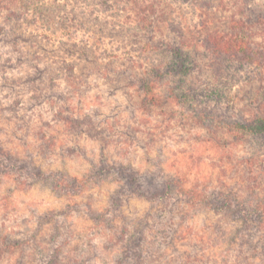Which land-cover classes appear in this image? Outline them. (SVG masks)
Listing matches in <instances>:
<instances>
[{
    "label": "rangeland",
    "instance_id": "374dc122",
    "mask_svg": "<svg viewBox=\"0 0 264 264\" xmlns=\"http://www.w3.org/2000/svg\"><path fill=\"white\" fill-rule=\"evenodd\" d=\"M68 8L84 19L85 37L76 43L84 49L72 54L97 56L100 62L95 68L81 63L77 80L66 82L56 58L70 55L74 29L71 22L60 25L42 16L26 24L16 44L1 42L0 144L46 170L82 177L103 158L162 181L176 174L166 165L177 153L165 152V141L174 135L190 168L200 170L208 161L207 179L187 182L188 187L240 196L248 189L264 192V148L230 129L225 116L232 112L224 103L211 105L219 116L202 117L190 105L166 101L160 86L162 101L154 104L122 73L119 61L124 57L122 62L129 59L142 69L158 57L161 40L176 39L191 48L215 31L264 46V0H76ZM250 91L230 90L234 109L257 111ZM117 186L106 178L88 183L80 194L59 196L42 182L31 185L0 173V264H47L56 252L59 264H118L136 221L154 222L163 205L130 196L125 215L114 216L118 227L96 226L87 216L89 206L106 209ZM182 209L185 218L169 217L170 226H144L143 264H264L255 243L235 235L222 215ZM122 226L128 228L124 238Z\"/></svg>",
    "mask_w": 264,
    "mask_h": 264
},
{
    "label": "trees",
    "instance_id": "16d2710c",
    "mask_svg": "<svg viewBox=\"0 0 264 264\" xmlns=\"http://www.w3.org/2000/svg\"><path fill=\"white\" fill-rule=\"evenodd\" d=\"M71 1L76 0H54L51 5L46 4L45 0H0V43L7 40L16 44L23 38L25 26L31 25L32 20L41 21V16L46 22L60 25L71 22L75 45L68 48L70 55H58L56 64L66 82H75L76 71L81 63L95 68L100 59L97 56L72 54L74 50L84 49L76 43L85 34L80 28L84 22L81 13L75 8H68ZM155 51H159L158 57L143 65L142 69L136 67L134 62L128 63L129 59L122 62L124 57L119 58L122 73L149 100L160 104L162 98L157 88L164 86L163 98L166 101L190 105L202 117L219 116L211 105L224 103L232 112L225 116L228 118L225 123L234 127L230 129H236L245 138L259 140L264 148V46L215 31L203 36L191 48L183 41L163 39L156 45ZM207 73L211 75L207 76ZM240 87L251 89L253 102L258 104L254 114L234 109L235 96L230 90ZM29 161L0 144V173L16 176L31 185L42 182L59 196L80 194L88 183H100L106 178L115 181L118 186L110 194L109 206L102 211L92 206L87 210L89 220L96 226H105L107 229L118 227L114 216L125 215L126 198L130 196L154 205H163V209L153 216L154 222L145 217L136 221V228L132 227L134 238H128L124 255L118 264H143V253H146L144 247L148 244L144 226L148 230L156 229L159 222L164 228L170 226L172 222L169 217L172 220L176 216L185 218V211L180 210L189 206L222 215L226 223L236 228L235 235L255 243L257 256L264 260V192L258 188L248 189L245 196L235 191L201 190L188 187L186 178L177 174L157 181L147 171L131 164L110 163L103 158L93 162L82 177L61 170H46ZM122 228L121 237L124 238L128 228ZM47 264H59L57 252L51 255Z\"/></svg>",
    "mask_w": 264,
    "mask_h": 264
},
{
    "label": "clouds",
    "instance_id": "9594fccd",
    "mask_svg": "<svg viewBox=\"0 0 264 264\" xmlns=\"http://www.w3.org/2000/svg\"><path fill=\"white\" fill-rule=\"evenodd\" d=\"M174 139L175 136L173 135V140H166L165 143L168 144L169 148L165 149V152L168 155H171V152H176L177 154L175 156H172L171 159L168 161V164L166 165L167 167H169V169L176 173L177 175L183 176L186 178L188 184H192L194 182H196L197 180H205L207 179V176L210 172V169L207 167L208 161L205 160L204 161V165L202 166V168L200 170H196V169H192L189 167V162L187 161V159L181 155H179V151L178 148L182 147L181 146H177L174 144ZM197 148H200L202 150L201 146H197ZM169 149H171V152H169ZM30 200H33L34 197L32 195L29 196ZM50 200V198L46 199L43 201V203H48ZM37 204H41L40 201H36ZM43 206V204H41V207Z\"/></svg>",
    "mask_w": 264,
    "mask_h": 264
}]
</instances>
